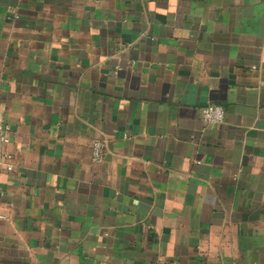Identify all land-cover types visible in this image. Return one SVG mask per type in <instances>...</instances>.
<instances>
[{"label": "crops", "instance_id": "1", "mask_svg": "<svg viewBox=\"0 0 264 264\" xmlns=\"http://www.w3.org/2000/svg\"><path fill=\"white\" fill-rule=\"evenodd\" d=\"M0 107V264H264V0H0Z\"/></svg>", "mask_w": 264, "mask_h": 264}, {"label": "built area", "instance_id": "2", "mask_svg": "<svg viewBox=\"0 0 264 264\" xmlns=\"http://www.w3.org/2000/svg\"><path fill=\"white\" fill-rule=\"evenodd\" d=\"M119 67L115 73H117ZM225 108L220 104H208L207 106L201 109L202 119L205 123L209 125H221L225 121ZM10 133H11V126L7 123L5 119L4 110L0 107V144L6 145L10 142ZM103 152H104V143L101 141H93L92 142V153L93 159L95 162H101L103 160ZM4 157L10 159V155L7 153H3ZM12 166H7L8 171H12Z\"/></svg>", "mask_w": 264, "mask_h": 264}]
</instances>
